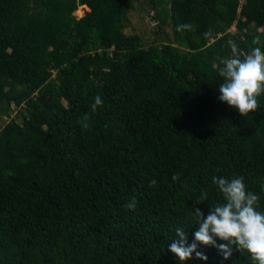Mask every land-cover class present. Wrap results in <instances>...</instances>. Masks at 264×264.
Here are the masks:
<instances>
[{"label":"trees","instance_id":"1","mask_svg":"<svg viewBox=\"0 0 264 264\" xmlns=\"http://www.w3.org/2000/svg\"><path fill=\"white\" fill-rule=\"evenodd\" d=\"M141 1L150 46L127 34ZM230 42L264 48V0H0V264H180L167 245L201 192L223 201L214 175L264 210V95L246 117L218 99Z\"/></svg>","mask_w":264,"mask_h":264},{"label":"clouds","instance_id":"2","mask_svg":"<svg viewBox=\"0 0 264 264\" xmlns=\"http://www.w3.org/2000/svg\"><path fill=\"white\" fill-rule=\"evenodd\" d=\"M189 27L178 25L181 30ZM258 41L259 37L253 43ZM230 45L232 55L223 58L219 68L222 82L218 86V99L246 117L259 108L258 98L264 95V48L252 47L241 57L236 43L230 42ZM100 103L101 98L97 96L93 107ZM212 182L223 194V201L209 203L210 211L205 214L196 207L208 199L207 192H201L191 209L194 225L198 226L192 241L189 242L185 232L188 226H177L167 249L180 264L193 258L207 264L209 257L201 250L202 245L215 247L225 261L231 259L234 251L242 249L250 254L254 264H264V210L260 209V196L247 188L243 176L214 175ZM136 205L133 198L125 207L134 210Z\"/></svg>","mask_w":264,"mask_h":264},{"label":"rangeland","instance_id":"3","mask_svg":"<svg viewBox=\"0 0 264 264\" xmlns=\"http://www.w3.org/2000/svg\"><path fill=\"white\" fill-rule=\"evenodd\" d=\"M136 6H137L136 11L132 13V25L127 31V34L129 36L141 35L146 40L148 46L153 45L158 40V36L156 35V33L161 32V28L159 29L155 28L157 24H155L156 21L155 22L153 21L154 15L152 14L156 12L153 11V9L151 10L149 4L143 1L137 3ZM162 7L164 9L169 10L167 4H164ZM79 11H81L80 12L81 14L76 13L77 17L79 18H83L87 13V9H84V7H81ZM167 14L168 12L165 14V16H167ZM235 31L236 29L233 30V32ZM17 114L18 113L13 114V119L16 118ZM7 123H8L7 119H4L2 121V124L4 125Z\"/></svg>","mask_w":264,"mask_h":264}]
</instances>
